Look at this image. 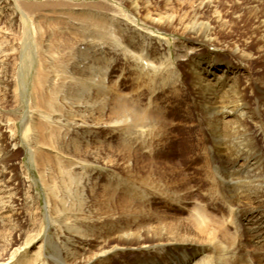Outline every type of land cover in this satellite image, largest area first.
Segmentation results:
<instances>
[{
    "label": "bare ground",
    "instance_id": "6f19581e",
    "mask_svg": "<svg viewBox=\"0 0 264 264\" xmlns=\"http://www.w3.org/2000/svg\"><path fill=\"white\" fill-rule=\"evenodd\" d=\"M119 1L127 10L97 12L94 18L74 19L41 2L37 11L28 10L25 17L33 31L34 51L28 47L26 52L29 66L34 63V74L29 113L22 118L23 134L38 161L39 182L47 192V219L53 230L46 233L40 223L36 230L31 227L32 236L21 242L22 226L17 223L15 207L18 185L7 167L8 144L18 146L20 92H14L12 109H2L9 93V67L18 52L16 33L22 30L25 38L27 27L19 18L17 2L0 0V223L8 225L0 231V264H209L213 258L209 254L194 261L205 252V243L219 250L218 264H264V133L259 141L252 129L263 128L264 0ZM39 20L46 21L45 25ZM150 26L179 33L188 40L175 44V59L187 62L194 98L211 134L208 161L214 170L215 163L220 164L222 185L232 184L224 185L222 192L231 201L240 203L243 198L249 206L243 224L255 231L256 239L244 253L238 250L246 247L241 239L205 209L193 207L187 222L162 219L152 224L151 218L138 222L147 216L143 206L122 197L134 196L137 191L130 178L135 175L141 151H153L151 141L125 135L130 132L129 123L136 129L150 124L154 115L130 104L113 88L115 83L111 85L104 65L105 46L131 58L142 69L172 70L175 60L169 43L153 36ZM236 27L241 32L233 36ZM224 36L230 38L225 40ZM201 44L222 45L234 62L202 52ZM65 56L68 61H61ZM255 60L262 62L263 68L254 74L249 67ZM153 91L148 94V106ZM247 92L257 100L248 99ZM107 126L116 128L121 136L119 147L110 148V152L97 138V128ZM99 162L121 166L127 177L119 178L114 189L101 186L100 198H96L100 185L96 178L91 179L88 165ZM52 166L66 177L69 200L49 183ZM122 217L123 222L119 221ZM29 247L35 251L27 260L22 252ZM228 248L237 250L230 256ZM161 257L166 259L159 261Z\"/></svg>",
    "mask_w": 264,
    "mask_h": 264
},
{
    "label": "rangeland",
    "instance_id": "374dc122",
    "mask_svg": "<svg viewBox=\"0 0 264 264\" xmlns=\"http://www.w3.org/2000/svg\"><path fill=\"white\" fill-rule=\"evenodd\" d=\"M14 1L18 4L17 10L19 18H21L23 23L25 22L24 24H26L27 36L24 38V34L21 30L16 33V38L15 36L13 37L18 41V52L16 53V56H14V59L11 60V66L9 67L8 76L10 78V84L7 90L9 93L7 101L3 104L2 110L8 111L9 109H12L15 105L14 92H20L19 101L21 109L19 112H16L21 116V119L16 120L17 134L19 136L17 142L18 146L16 148H12V145L8 144L10 155L8 157L7 167L8 170H11V174L15 178V182L18 185L17 194L15 196L17 197L18 205L15 207L17 212V223L22 226L20 238L21 242H23L28 239V237L32 236L31 227H35L36 230L38 225L40 226V223L43 224L46 233L52 234L53 230L47 219L48 208L45 205V195L47 192L45 191V187L39 182L40 176L37 166L38 161L34 159L30 153L28 139L23 134L24 122L22 121V118L24 115L26 116V114L29 113L31 80L34 74V63L29 66L26 52V48L28 47L34 51L33 31L30 23L26 22L25 19V17L27 18L29 14L28 10L37 11V3L41 2L40 5L44 4L48 7L51 6L50 8L52 9H55V13H68L69 17L82 19L88 16L94 18L97 12H103L105 14L111 13L110 11L115 8L127 10V5L119 0ZM34 6L36 8L32 9ZM47 13L51 16L50 11H47ZM39 22L44 25L46 23V21L43 22V20H39ZM138 23L141 25V19H139ZM52 27L55 28L56 25H53ZM90 27L91 25H89V28ZM240 27L243 26L240 25ZM150 28L153 30L152 35L155 34L153 36L159 38L164 43H169L168 46L172 50L173 55L172 59L175 60L174 66L171 67L172 70L169 67L155 71L142 69L135 63L134 60H131V58L121 56L119 52L109 47L110 45L108 44L105 46L106 53L104 65L107 66L108 80L111 85L113 86L114 84L112 83H115L113 88L116 87V90L121 91V95L124 94V98H127L126 100L130 102V104L141 109H148L147 112L154 115L150 124L148 122L142 127H137L138 129H135L136 126H132V123H129L130 132L125 135L127 137L141 136L138 139L139 141L142 139L151 141L153 151L147 152L148 150H142L139 163L134 167L135 175L133 176L134 178L132 177L130 180H134L133 182L136 186L135 189L137 191L134 194L135 197L129 195L122 197H125L127 200L130 198L132 202H137L143 206V213L145 212V215L147 216L140 215L143 219L139 217L141 219H139L138 222H142L143 220L150 218V222L152 224H155L156 221L162 219H164V221L182 220L187 222V219L194 209L193 207L205 209L206 212L215 216L219 222L221 221L220 223L223 226H227L233 235H236L241 239L243 242L242 246L246 247H239L238 250L241 249L240 251L244 253L246 249L252 248V241L256 239L255 231L252 229L249 230V228L247 229L243 224L244 217L250 212L249 206L245 205L243 198H241L242 201H240V204L238 202L239 200L234 199V201H231L232 198L222 192L225 186H232V184L223 183L222 185L219 176L222 172L220 164L215 163L217 169L214 170L213 165L208 161L207 152L210 150L211 143L209 138L211 134L206 126V119H203L204 117L200 114L199 107L196 103V99L194 98L195 89L191 83L190 74L187 70V62L185 60L175 59V44H177L178 41L186 43L188 40L185 36L179 33H170L167 29L161 30L151 26ZM57 31L58 29L55 28L54 32ZM238 31L239 27H236V32L233 33V36H235V34H240L241 30L239 32ZM228 38H230V36H224L225 40ZM51 44L53 45L52 42ZM199 47H201L200 50L204 53L209 52L213 55L216 53L220 60L234 62V58L231 53L220 44H218V46H207L201 44ZM51 50L55 53L54 48H51ZM19 53L20 56H18ZM61 61H68V57L65 56V59L63 58ZM261 63L262 62H259L258 60L251 63L249 68L254 74L255 72H260L263 68V64ZM57 64L58 63H56V65ZM122 68L124 69L121 73ZM42 75H44L43 72ZM152 89L154 90V95L152 96L153 101L151 105L148 106L147 97L149 92H152ZM247 98L252 99L253 102L257 100L248 92ZM261 117L263 124L262 130L256 129L257 127L254 126L252 128L259 141L262 140V138H260L261 133H264V110L261 112ZM132 127L134 128L133 130L131 129ZM112 128L113 127L111 126H107L106 128H97V130L99 129L97 138L99 137V140L104 141V146L109 148L107 150L108 152H110V148L112 150H116V147H119L118 145L121 138L120 132L117 131L116 128ZM6 134L7 137L8 132H6ZM88 159L91 161L90 158ZM261 159H263V157ZM88 167L92 169L90 176L91 179L96 178L97 184L100 185L96 191V198H100L101 186L105 185L106 187L114 189L115 183H117L119 178L127 177L124 170L118 165L116 167H111L99 162L90 163ZM57 171L58 170L52 166L51 179L49 180V183L51 185L55 184L57 190L67 196V200H69V196L66 193V184H68V181L66 180V177L58 175ZM138 171L141 172V174H139ZM140 178L142 181H140ZM158 185L159 187H157ZM165 186L167 187V190ZM156 190H160L161 193L159 192L158 194V191ZM143 193L145 195H143ZM90 197L92 198L91 200H93L94 197H92V195H90ZM150 211L153 214H151ZM52 213L53 212H51V214ZM119 215L125 216L121 214ZM123 220H125L124 217H122L121 220L119 219V221L122 222ZM13 225H11L10 228H12ZM4 229H8V225H2L0 223V231H4ZM252 235L254 236L252 237ZM205 245V252L204 250L201 251L194 261L206 254H209L213 257L209 264H218L217 260L219 250H213V247L209 246L207 243H205ZM238 246L235 247L237 248ZM236 248H228L229 250H226L231 256L236 252ZM34 251L35 248L32 249V247H29L25 249L22 254L25 255L28 260L30 257L29 255ZM121 258L123 257L120 256L119 259ZM165 259L166 258L161 257L159 261H164ZM167 261L169 262V260ZM115 264H118V262H115Z\"/></svg>",
    "mask_w": 264,
    "mask_h": 264
}]
</instances>
